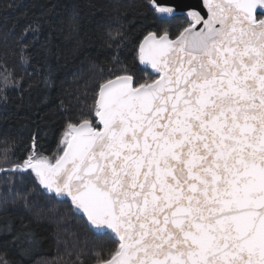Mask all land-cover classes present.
Here are the masks:
<instances>
[{
	"label": "snow or ice",
	"instance_id": "obj_1",
	"mask_svg": "<svg viewBox=\"0 0 264 264\" xmlns=\"http://www.w3.org/2000/svg\"><path fill=\"white\" fill-rule=\"evenodd\" d=\"M68 7L69 36L46 11L4 33L3 104L9 90L47 103L65 48L89 38ZM143 7L161 27L134 43L138 72L114 56L91 87L60 100L54 148L37 131L26 155L14 138L4 150L0 264H31L46 225L69 255L79 249L69 264H264V0ZM122 28L109 37L123 41ZM11 59L34 74L39 65L42 81L25 89ZM67 75L81 82L78 70Z\"/></svg>",
	"mask_w": 264,
	"mask_h": 264
},
{
	"label": "trees",
	"instance_id": "obj_2",
	"mask_svg": "<svg viewBox=\"0 0 264 264\" xmlns=\"http://www.w3.org/2000/svg\"><path fill=\"white\" fill-rule=\"evenodd\" d=\"M145 0H0V44L3 42L4 33L11 29L19 32L26 23V20L33 15H38L41 11H46L51 18H56L57 24L64 26L65 36L70 33L67 29L69 7L78 12L86 21V30L89 38L84 40L78 49L74 50L72 45L65 48L64 54L58 61L59 65L67 66L58 68L55 81V90L48 89L46 97L47 103L39 108L27 104V96L21 99V93L9 90L7 93V103L0 101V158L3 157L4 150L9 148L12 139H15V151L18 156L26 155L25 147L28 145L32 132H39L44 139L41 141L45 148H54L55 142L52 137L53 129L59 127L62 120L55 113L57 106L66 93L84 90L85 85L91 87L99 78L101 69L113 67V57L119 55L126 66L132 71H137L139 66L133 63V53L131 49L135 42L142 38L146 31L156 30L161 27L158 21H154L150 14L143 7ZM8 3L15 7L6 10ZM123 25L122 31L126 33L123 41H113L109 35V26ZM173 30L174 22H173ZM63 38V37H62ZM15 39V38H13ZM119 43V48L117 44ZM11 45V41H9ZM111 44V48H109ZM17 77H23L24 87L29 85L35 88L38 81H42L39 73L42 71L39 65H35L37 73H33V67L27 63H20L15 59L10 60ZM27 69V74L25 73ZM78 70L81 82L77 83L71 75L67 73ZM143 74V73H139ZM62 110V109H61ZM4 117H8L7 120ZM35 121V123H33ZM11 131L13 136L7 133ZM16 157H13L15 159ZM10 176L0 175V196L5 195L3 191L11 180ZM19 187V184L17 185ZM35 227V226H34ZM73 230L80 233L81 243L84 240V233L76 224L71 225ZM40 232L41 244L37 253L30 258L31 264H69L76 260V251L72 250L69 255L66 248L63 234L58 236L55 226H44L38 230ZM3 244L0 242V250ZM8 258H13L9 255ZM29 258L25 257V260Z\"/></svg>",
	"mask_w": 264,
	"mask_h": 264
},
{
	"label": "water",
	"instance_id": "obj_3",
	"mask_svg": "<svg viewBox=\"0 0 264 264\" xmlns=\"http://www.w3.org/2000/svg\"><path fill=\"white\" fill-rule=\"evenodd\" d=\"M193 2L199 3V0H193Z\"/></svg>",
	"mask_w": 264,
	"mask_h": 264
}]
</instances>
